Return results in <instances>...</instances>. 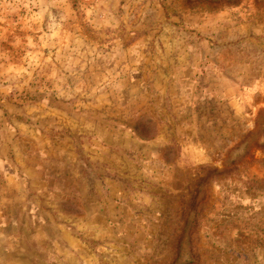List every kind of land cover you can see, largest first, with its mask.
<instances>
[{
  "label": "rangeland",
  "instance_id": "rangeland-1",
  "mask_svg": "<svg viewBox=\"0 0 264 264\" xmlns=\"http://www.w3.org/2000/svg\"><path fill=\"white\" fill-rule=\"evenodd\" d=\"M0 264H264V0H0Z\"/></svg>",
  "mask_w": 264,
  "mask_h": 264
}]
</instances>
